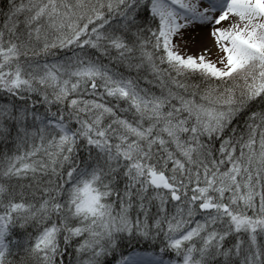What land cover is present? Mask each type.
<instances>
[{"label": "snow or ice", "instance_id": "snow-or-ice-1", "mask_svg": "<svg viewBox=\"0 0 264 264\" xmlns=\"http://www.w3.org/2000/svg\"><path fill=\"white\" fill-rule=\"evenodd\" d=\"M0 264H264V0H4Z\"/></svg>", "mask_w": 264, "mask_h": 264}, {"label": "bare ground", "instance_id": "bare-ground-1", "mask_svg": "<svg viewBox=\"0 0 264 264\" xmlns=\"http://www.w3.org/2000/svg\"><path fill=\"white\" fill-rule=\"evenodd\" d=\"M222 24H227V21H221ZM210 26H202L199 29L195 30L197 32V35L195 37H192L191 33H189V39L190 41L194 42V44L190 43L189 46H195V52L199 51L201 45L205 46H213L214 41L213 38L210 40H207L206 33L208 34V28Z\"/></svg>", "mask_w": 264, "mask_h": 264}, {"label": "rangeland", "instance_id": "rangeland-1", "mask_svg": "<svg viewBox=\"0 0 264 264\" xmlns=\"http://www.w3.org/2000/svg\"><path fill=\"white\" fill-rule=\"evenodd\" d=\"M206 38H207V40H210L212 37L209 33L208 34L206 33ZM191 43L194 44V42H192V41H191ZM189 51L195 52L196 51L195 46H189Z\"/></svg>", "mask_w": 264, "mask_h": 264}, {"label": "trees", "instance_id": "trees-1", "mask_svg": "<svg viewBox=\"0 0 264 264\" xmlns=\"http://www.w3.org/2000/svg\"><path fill=\"white\" fill-rule=\"evenodd\" d=\"M4 4V0H0V6Z\"/></svg>", "mask_w": 264, "mask_h": 264}]
</instances>
